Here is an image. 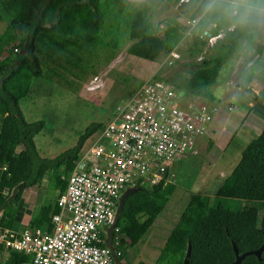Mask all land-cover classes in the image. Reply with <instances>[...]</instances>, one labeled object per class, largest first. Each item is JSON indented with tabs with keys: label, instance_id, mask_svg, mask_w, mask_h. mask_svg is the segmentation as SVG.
Returning <instances> with one entry per match:
<instances>
[{
	"label": "trees",
	"instance_id": "1",
	"mask_svg": "<svg viewBox=\"0 0 264 264\" xmlns=\"http://www.w3.org/2000/svg\"><path fill=\"white\" fill-rule=\"evenodd\" d=\"M42 1L4 2L12 18L5 31L0 33V76L19 56L26 31L34 22ZM206 1L195 0L197 13L202 12ZM178 2L46 0L31 35L28 55L0 89V166H7L6 171L0 169V212L4 222L10 205L18 201L21 192L24 189L36 191L46 178L50 179L52 190L60 196L67 185L62 177L67 178L72 173L84 144L101 127V123L92 122L74 147L52 159L41 157L34 138L42 131L45 122L28 123L19 104L29 96L33 80L45 78L52 81L51 76H54L60 83L64 75L51 69V62H59L60 68L65 70L77 68L78 62L92 61L97 57L99 48L113 53L125 41L131 42L128 54L150 62L158 61L164 55L165 40L162 30L152 23L151 17L161 6ZM214 7L217 8L218 3H214ZM236 10L235 16L231 12L218 20L216 33L223 36L213 49L210 48V56L194 67L186 85L188 94L215 102L210 88L216 84L223 64L237 52L241 39L253 43L254 34L259 31L264 0H255L254 7L244 17H241L242 6L237 5ZM205 43L200 40L198 46L205 47ZM7 47L19 53L15 57L8 55L3 58ZM188 50L199 52L191 46ZM60 57L69 58L70 62ZM44 70H49L51 76L45 75ZM16 187H20L17 195L8 201ZM175 189L174 182L166 186L159 184L142 187L141 191L127 197L117 226L133 244L142 241L147 232L141 218H146L145 223L147 220L151 223L156 221ZM240 201L254 205L236 209ZM58 211L56 201L45 203L34 215L31 227H50L52 217ZM233 242L240 254L257 250L264 243V130L241 151L238 163L213 196L191 195L154 264H183L188 243L191 245L189 264H230L235 261ZM128 248L122 241L121 251L127 253ZM30 261V256L12 252L0 264H29ZM242 264H264V252L261 261L254 255H248Z\"/></svg>",
	"mask_w": 264,
	"mask_h": 264
},
{
	"label": "built area",
	"instance_id": "2",
	"mask_svg": "<svg viewBox=\"0 0 264 264\" xmlns=\"http://www.w3.org/2000/svg\"><path fill=\"white\" fill-rule=\"evenodd\" d=\"M196 24L190 22L192 27ZM191 33L211 49L223 36L206 30ZM180 59L171 51L165 64L172 67ZM203 60L199 57L196 62ZM165 79L151 75L88 139L72 173L62 177L67 185L56 197L59 211L50 227L15 232L7 228L0 212V262L14 252L30 256L29 264H119L107 241L111 238L120 245L129 240L117 225L110 236L122 195L173 183L176 168L207 134L220 110L214 102ZM96 81L86 89L95 90ZM0 169L6 171L7 166Z\"/></svg>",
	"mask_w": 264,
	"mask_h": 264
},
{
	"label": "rangeland",
	"instance_id": "3",
	"mask_svg": "<svg viewBox=\"0 0 264 264\" xmlns=\"http://www.w3.org/2000/svg\"><path fill=\"white\" fill-rule=\"evenodd\" d=\"M6 1L9 0H0V33L5 31L12 18L4 7ZM130 1L142 2L143 0ZM211 1L209 0V2ZM194 3L195 0L193 3L191 0L188 4H165L156 9L152 16V23L163 31V35H166L167 42L165 45L167 47H176V43L178 44L179 40L182 41L179 44V50L183 54L182 61L172 67L164 65L157 72L158 77L166 78L167 82L176 84L181 89L186 88L194 67L200 63H197L196 59L199 57L205 59L212 52L208 46L202 48L198 46L200 40H204L192 34H185L189 27L192 28L190 25L191 20L200 16V13H197V6L191 7V4ZM222 4L224 3H219L218 7ZM229 4L225 8V12H232L233 14L237 11V1H234L232 5ZM205 7L204 5L203 9ZM194 28L197 30L200 25L197 23ZM213 31H216L215 27L210 26L209 28L208 26V32ZM183 36L184 38H182ZM130 44L129 41L123 42L120 49L113 53L109 49L99 48L97 57L93 58L92 61L78 62L77 68L65 70L60 68L59 62H51L50 68L64 75V78L60 79V83L56 82L58 77L51 76L49 70H44V73L51 76L52 81L45 78L33 80L29 96L21 100L19 104L28 123L45 122L42 131L34 138L35 147L41 157L52 159L74 147L79 136L90 123L108 122L112 119L116 106L124 102L133 90L138 88L157 70V65L128 54L127 48ZM190 45H197L199 52H189ZM250 45H259L258 52L264 48V18L260 23L259 31L254 34L253 43H248L244 39L240 40L238 52L223 64L216 84L210 88V92L215 98L214 103L219 109L218 102L220 101L242 103L240 99L238 100L232 96L228 90L238 83L242 88L241 90L244 91L247 86L246 81L250 78L248 74L244 75L245 79H241V76L238 75L236 80L240 77L239 81H233L236 78L233 77L235 76L233 75L235 58L243 57L242 64L252 62L251 70H255L260 65L258 61L252 59L256 55V51ZM12 49V47L5 48L3 58L8 55L15 57L17 53ZM249 56L252 58H249ZM59 59L70 62L69 58L66 57H60ZM162 60H166L164 55L156 62H162ZM78 68L83 69L85 72L80 71ZM241 70L242 68L239 66L238 73H241ZM247 72L249 71L247 70ZM96 78L97 81L94 84L97 88L88 91L87 86H90ZM263 78L264 73L260 74L253 81V84L260 86L264 82H262ZM207 140V135L199 138L192 153L184 158L180 166L176 168L174 180L176 189L157 220L152 223L147 220V223H145L146 218H141L147 227L144 239L135 244L130 239L127 242L125 241L129 247L128 254L131 258V264H154L191 195L213 196L217 188L233 170L232 168L238 163L237 161L235 165H220L218 167L214 161L208 158V154L205 152L207 150L202 152L207 146ZM20 149L21 147L18 148V151ZM222 154L220 153V155ZM44 182L48 184L45 190H47L46 195H49L50 189H52L50 179L46 178ZM46 198L48 199V196L44 197V199ZM251 205H254V203L240 201L235 207L241 209V207Z\"/></svg>",
	"mask_w": 264,
	"mask_h": 264
},
{
	"label": "crops",
	"instance_id": "4",
	"mask_svg": "<svg viewBox=\"0 0 264 264\" xmlns=\"http://www.w3.org/2000/svg\"><path fill=\"white\" fill-rule=\"evenodd\" d=\"M234 1H237V4L240 7L242 6L244 8L241 17H244L254 7L255 3V0H212L211 2L207 0L205 3L206 7L200 13V16L196 19H192L198 20L197 23L198 25H200V28L197 30L208 31V26L209 28L210 26H213L216 29L218 20L225 13H231L225 12V8L230 5L229 3H231L232 5ZM214 3H218V5L219 3L224 4H222L220 7L215 8ZM194 6H197V4H191V7ZM234 14L235 13H233L232 15ZM263 18L264 10H262V18L260 23L262 22ZM152 20L153 19H151V21ZM207 21L209 24L206 23ZM197 30H195L194 27H189L185 34H192V31ZM214 32L216 31L208 33ZM161 33L162 36L165 37L164 43H166V35H163V31ZM182 38H184V36ZM181 42L182 41L179 40L178 44L176 43V47L173 48H169L165 45L164 57L166 59L168 58V55L171 51L180 55L181 59L176 61L175 64L182 61L183 54L179 50V44ZM190 46L197 49V45ZM250 46L255 49L256 55L253 58L249 56V58L258 61L260 65L255 70H251L253 64L252 62L249 61L245 64H242L241 61H243V57L239 56L235 58V68L233 74L235 76L233 77L236 78H234L233 81H239L240 77L238 78V80H236L238 75L241 76V79H245V74H248L250 75V78L246 81L247 86L245 87L244 91L241 90L242 88L238 83L235 84V87L229 88L228 90V92L232 96H234L238 100L240 99L242 103L240 102L241 104H237L224 101L218 102L220 106L219 114L210 124L208 132L206 134L208 136L207 146L202 150V152L207 150L205 152L208 154V158L211 161H214L218 167H220V165H235L237 161H239L241 151L245 148L247 142L252 139L258 138L264 130V78L262 79L263 83L260 86H256L253 84V81L257 79L260 74L264 73V48H262V50L258 52V50L260 49L259 45ZM151 63L157 65V70L153 74H157V72L161 70V67L166 65L165 60H162V62L158 63ZM239 66H241L242 68L241 73H238ZM247 70L249 72H247ZM87 142L84 144V147L87 145ZM220 153L223 154L220 155ZM47 185V183L43 182L42 186L36 191L31 189H24L21 192L18 201L10 205L8 214L5 218V224L8 229L19 233L23 232L27 227L31 226V224L33 223L34 215H36L42 205L49 201L54 202L56 200L58 193L54 190L50 189V193L48 191L49 195H46L47 190L45 189ZM47 196L48 199H44V197Z\"/></svg>",
	"mask_w": 264,
	"mask_h": 264
},
{
	"label": "water",
	"instance_id": "5",
	"mask_svg": "<svg viewBox=\"0 0 264 264\" xmlns=\"http://www.w3.org/2000/svg\"><path fill=\"white\" fill-rule=\"evenodd\" d=\"M45 3H46V0H43L42 3L39 5L38 10L36 11L34 22L32 23L31 27L26 31L25 41H24V44H23V47H22V49L20 51L19 56L17 58H15L12 61V63L9 65L8 69L5 70L1 74V76H0V89L3 86L5 79L11 74L12 71H14L16 69V67H18L21 64V62L25 58V56L28 55L31 35H32V33H33V31H34V29L36 27L38 19L40 18L41 10H42L43 5ZM164 38L165 37H163V39ZM19 188L20 187H16V188H14L12 190V192H11L9 198H8V201L12 200L17 195V193L19 191ZM141 190H142V188H135V189L127 190L122 195V197L120 199V203H119L118 209H117V212H116L114 223H113V225H112V227L110 229V233L112 232V230L115 227V225H117V223H118L120 214L122 213V211L124 209V205H125V201H126L127 197L130 194H132L134 192H137V191H141ZM107 245L110 246V238L107 241ZM232 246H233V250H234V253H235V261H233L230 264H242V261L248 255H254V256H256L258 258L259 261H261V255L264 252V243L262 244V246L259 249L254 250V251H250V252H245L243 254L239 253V251H238V249H237V247H236L234 242L232 243ZM190 255H191V245H190V243H188L187 254H186V257L184 258L183 264H189ZM118 263L122 264L120 262H118Z\"/></svg>",
	"mask_w": 264,
	"mask_h": 264
},
{
	"label": "flooded vegetation",
	"instance_id": "6",
	"mask_svg": "<svg viewBox=\"0 0 264 264\" xmlns=\"http://www.w3.org/2000/svg\"><path fill=\"white\" fill-rule=\"evenodd\" d=\"M110 236L112 237V232L110 233ZM110 247L112 249L113 255L116 259V261L122 263V264H131V258L128 254L129 251H127V253H124L123 251H121V244L120 245H115L111 238H110Z\"/></svg>",
	"mask_w": 264,
	"mask_h": 264
},
{
	"label": "clouds",
	"instance_id": "7",
	"mask_svg": "<svg viewBox=\"0 0 264 264\" xmlns=\"http://www.w3.org/2000/svg\"><path fill=\"white\" fill-rule=\"evenodd\" d=\"M179 3V2H178ZM190 3V2H189Z\"/></svg>",
	"mask_w": 264,
	"mask_h": 264
}]
</instances>
